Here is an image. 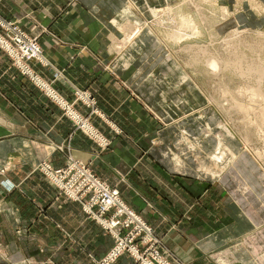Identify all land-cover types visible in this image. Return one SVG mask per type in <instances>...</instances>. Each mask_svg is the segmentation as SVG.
<instances>
[{
	"label": "crops",
	"instance_id": "0c3cea01",
	"mask_svg": "<svg viewBox=\"0 0 264 264\" xmlns=\"http://www.w3.org/2000/svg\"><path fill=\"white\" fill-rule=\"evenodd\" d=\"M171 1L0 0L2 16L19 22L43 49L44 63H29L32 76L75 114V118L70 116L0 48V264H94L113 248V236L37 169L48 163L57 170L71 160L87 164L101 180L116 186L123 200L155 226L158 234L169 241L171 237L175 252L190 253L183 256L189 264H264V236L258 244L251 236L248 241L240 240L233 226L237 217L227 223L213 217L209 223L204 220L197 228L193 226L196 220L189 214L192 203L188 192L201 195L207 186L184 187L179 177L158 164L155 167L162 181H145V154L118 123L125 104L121 95L127 90L111 63L121 55L118 48L125 51L127 44L138 38L142 43L147 37L161 39L165 50L174 53L171 23H167L166 40L157 31L163 22V10L158 7ZM149 10L157 17L156 24ZM174 16L170 15L172 25ZM179 71L188 78L181 67ZM77 92L86 93L81 94L84 100H77ZM136 106L133 102L134 112ZM80 120L89 129L81 128ZM224 129L229 134H215L218 143L210 155L213 160L223 148L228 149L223 135L236 138L227 124ZM88 130L100 132L112 144L105 148L98 141L101 148ZM235 158L219 163L237 166L240 158ZM242 160L254 168L261 166L252 156ZM242 222L246 225L243 236L260 224L259 234H264L263 216L246 215ZM184 236L199 239L193 244L194 239L187 241ZM117 264H133V260L124 255Z\"/></svg>",
	"mask_w": 264,
	"mask_h": 264
},
{
	"label": "rangeland",
	"instance_id": "374dc122",
	"mask_svg": "<svg viewBox=\"0 0 264 264\" xmlns=\"http://www.w3.org/2000/svg\"><path fill=\"white\" fill-rule=\"evenodd\" d=\"M263 3L264 0L164 2L158 7L160 11L163 10L160 14L163 22L161 25L159 23L157 31L166 40L164 34L169 30L166 28L167 23H171V31L175 32L176 41L172 40L171 43L174 53L171 55L165 50L161 39L159 41L155 37H147L143 44L138 38L125 45V51L118 48L117 52L121 55L110 66L117 72L116 75L121 74L120 83L127 90L121 95L125 97V104L124 109L118 113L117 120L128 136L137 140L133 142L136 143L134 145L145 154L142 166L145 181H162L160 171L155 167L158 164L168 174L179 177L184 187L189 188V184L190 187L207 186L201 195L188 192L192 203L189 214L193 217L192 220H196L192 221L193 226L197 228V224L204 220L209 223L213 217L219 223H227L230 218L237 217L233 226L239 231V239L248 241L251 236L250 238L254 237L252 241L255 244L261 243L259 238L264 236L259 234L258 226L261 224L253 226L254 229L247 236H243L246 225L242 218L246 215L258 219L264 217V108L260 106L261 103H252L247 94L241 91L250 86L256 87L260 76L244 77L227 67L221 68V72H213L207 67L206 58L217 55L230 59L235 55V50H238L237 53L244 55L248 61H258L264 68ZM173 13L174 25L170 17ZM155 20L156 24L158 19ZM189 24L193 28L190 29ZM137 28L140 27L137 25ZM177 32L183 34L182 40ZM13 36H22L29 42H34L40 53V57L35 60L44 63L43 49L38 39L30 38L19 22L6 20L0 11V37L10 40ZM230 43H235L238 48H232ZM0 48L4 50L1 46ZM179 67L187 73L188 78L181 74ZM114 79L119 80L115 76ZM262 83L260 87L264 89V80ZM81 94L77 92V100H84ZM133 102L137 104L136 112ZM237 103L248 105L249 112L238 109ZM218 111L222 114L221 119ZM221 124L224 127L227 124L236 138L223 135L228 149L223 148L219 153L225 152L228 162L235 160L238 155L240 159L238 158L237 166L217 163L210 156L217 147L216 135L221 131L229 134L224 127L219 128ZM95 137L105 148L112 144L103 139L100 132H96ZM98 144L100 145L99 142ZM102 146L100 145L101 148ZM248 156L255 158L263 168H254L251 163L242 160ZM215 157L217 161L222 160V156ZM47 166L53 169L48 163L40 164L37 169L48 178L45 171ZM60 169L62 168L57 171ZM89 169L97 176L91 167ZM105 183L111 190L118 191L121 200L131 208L116 186ZM136 213L151 230V234L147 231L148 234L143 232L144 235L131 237L135 226L122 228L120 234L124 238H132V244L139 248L141 257L150 260L155 254L146 253V250L154 248L163 264H189L183 257L189 256V252H175L172 242L170 243L171 237L169 241L166 235L158 234L155 226L149 224L139 212ZM114 217L115 214L110 213L111 220ZM125 220L121 224H125ZM110 235L113 236L111 233ZM112 238L115 240L114 248L117 238ZM184 238L187 241L194 239L193 244L199 239L186 236ZM241 243L243 242L239 241ZM124 255L129 256L133 264H144L142 261L138 262L137 257L130 252H124L122 256Z\"/></svg>",
	"mask_w": 264,
	"mask_h": 264
},
{
	"label": "built area",
	"instance_id": "2783aa9c",
	"mask_svg": "<svg viewBox=\"0 0 264 264\" xmlns=\"http://www.w3.org/2000/svg\"><path fill=\"white\" fill-rule=\"evenodd\" d=\"M0 46L12 58L15 66L23 74L32 76L29 63L40 57L39 49L34 42L31 43L22 36H13L10 37V40L0 37ZM33 78L41 88L46 90L51 98L61 103L66 112L75 118L74 112L70 109L71 107L64 100H61L53 90L39 81L36 76ZM76 117L79 119L78 116ZM80 124L81 128L89 129L86 122L80 120ZM88 131L90 135H95L93 131ZM45 171L48 178L63 195L81 204L89 218L98 222L106 232L117 238V245L103 259L96 261L97 264H115L124 252H130L137 257L138 262L142 261L144 264H163L159 261L158 251L154 248L146 250V253L155 254L149 260V258L140 256V250L132 244V238L122 237L120 234L122 228H133L135 226L131 237L144 235L143 232L151 234V230L146 226L143 219L121 200L119 192L111 190L104 181L93 174L86 164L71 160L67 166L58 171L48 166ZM112 212L115 217L111 220L110 213ZM124 219H126L125 224H121Z\"/></svg>",
	"mask_w": 264,
	"mask_h": 264
},
{
	"label": "bare ground",
	"instance_id": "6f19581e",
	"mask_svg": "<svg viewBox=\"0 0 264 264\" xmlns=\"http://www.w3.org/2000/svg\"><path fill=\"white\" fill-rule=\"evenodd\" d=\"M190 26H192V25L189 24L188 27L190 29L193 28V26L192 27H190ZM177 33H179L178 35L181 37L180 40H182L184 38L183 34H181V32H177ZM231 46H232V48H238L235 43L231 44ZM237 52H238V50L237 51L235 50V55L233 57H231L230 59L222 58V57H219L217 55L216 56L215 55L208 56V58H206L207 67H209L211 70H213V72H218V71L221 72L220 71L221 68L227 67V68H231V69L235 70L236 72H238L240 75H242L244 77L253 78L255 76H260L259 80H258V85L256 87H254V86L247 87L246 89L242 90L241 93L247 94V96L249 97V100L252 103H256V104L261 103L262 105L260 104V106H262V108H264V89H262L260 87V86H262V84H263L262 81L264 80L263 65L261 66V64H259L260 62H258V61H248V59L244 55H240ZM247 106H243L240 103L236 104V107H238V109H240L241 111H243L245 113H248L250 110L249 107H247ZM259 114H261V112ZM262 117L264 118V109L262 112ZM263 124H264V122H263ZM219 155L222 156V160L226 159V153L225 152H221ZM222 160L220 161L218 159V161H217V159H214V161H216L217 163L222 162Z\"/></svg>",
	"mask_w": 264,
	"mask_h": 264
}]
</instances>
